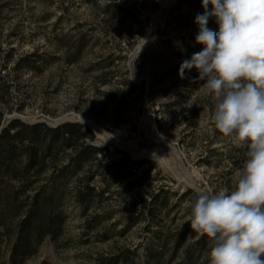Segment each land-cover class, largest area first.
I'll use <instances>...</instances> for the list:
<instances>
[{"label": "rangeland", "instance_id": "rangeland-1", "mask_svg": "<svg viewBox=\"0 0 264 264\" xmlns=\"http://www.w3.org/2000/svg\"><path fill=\"white\" fill-rule=\"evenodd\" d=\"M203 11L201 0H0V76L7 86L0 126L12 119L51 127L79 122L93 130L92 144L106 148L105 162L119 159L121 151L142 161L124 186L112 182L85 211L66 192L58 233L44 236L18 264L139 257L153 232L173 244L172 235L188 223L197 190L233 187L246 149L214 128V100L195 81L198 72L185 70L183 79L178 74L190 57L165 44L179 36L197 44L195 17ZM208 27L218 31L213 18ZM66 184L69 191L74 177ZM154 197L152 218L143 199L151 204ZM17 209L0 222V264H17L13 248L25 213ZM199 238L191 230L174 261L197 247ZM210 247L209 240L194 264H209Z\"/></svg>", "mask_w": 264, "mask_h": 264}, {"label": "clouds", "instance_id": "clouds-1", "mask_svg": "<svg viewBox=\"0 0 264 264\" xmlns=\"http://www.w3.org/2000/svg\"><path fill=\"white\" fill-rule=\"evenodd\" d=\"M201 6L195 42L203 49L183 60L178 74L198 72L195 81L214 100V128L246 149V159L233 187L197 190L187 221L209 238V264H264V0ZM210 18L218 31L208 27Z\"/></svg>", "mask_w": 264, "mask_h": 264}, {"label": "trees", "instance_id": "trees-1", "mask_svg": "<svg viewBox=\"0 0 264 264\" xmlns=\"http://www.w3.org/2000/svg\"><path fill=\"white\" fill-rule=\"evenodd\" d=\"M168 49L176 55L185 53L188 57L203 49L200 44H193L188 37L179 36L165 42ZM41 59V58H40ZM29 67L36 69L32 63ZM17 63V69L21 68ZM7 86L0 76V99H5ZM0 112V124L2 122ZM95 139L93 130L79 122L68 121L55 127L43 123H26L12 119L0 131V222L5 212L24 210L18 222L17 242L13 248L12 260L20 263L32 254L44 236L57 234L61 223L59 214L65 193L69 192L74 203L82 210L90 208L94 202L101 201L112 182L124 186L128 177L142 161H133L121 151L122 156L113 162H105V149L92 144ZM50 172L45 177L42 174ZM74 177V185L67 191L66 182ZM14 182L19 186L15 187ZM131 184L126 190L131 188ZM33 189V193L26 191ZM24 194V199L20 195ZM197 195L194 193V200ZM143 199V207L153 217L157 216L153 205ZM165 203L163 201L159 205ZM152 205V208L151 206ZM97 216L92 222L97 223ZM132 223V222H131ZM131 223L129 225H131ZM193 230L190 222L181 226L169 237L153 232L154 238L143 248L139 257L122 253L109 258H99L96 264H194L196 252L206 247L209 238L200 236L195 243L197 247L185 250L182 260L175 262L179 249L187 234ZM194 244V245H195ZM171 254L166 258V251ZM46 264V263H42Z\"/></svg>", "mask_w": 264, "mask_h": 264}, {"label": "water", "instance_id": "water-1", "mask_svg": "<svg viewBox=\"0 0 264 264\" xmlns=\"http://www.w3.org/2000/svg\"><path fill=\"white\" fill-rule=\"evenodd\" d=\"M2 128H3V126L1 125V126H0V131H1Z\"/></svg>", "mask_w": 264, "mask_h": 264}]
</instances>
